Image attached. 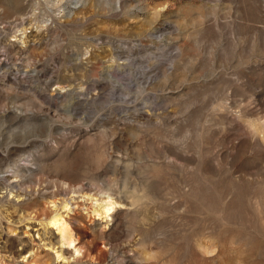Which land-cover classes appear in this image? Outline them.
<instances>
[{
  "label": "rangeland",
  "instance_id": "rangeland-1",
  "mask_svg": "<svg viewBox=\"0 0 264 264\" xmlns=\"http://www.w3.org/2000/svg\"><path fill=\"white\" fill-rule=\"evenodd\" d=\"M4 175L0 264H264V0H0Z\"/></svg>",
  "mask_w": 264,
  "mask_h": 264
},
{
  "label": "bare ground",
  "instance_id": "bare-ground-1",
  "mask_svg": "<svg viewBox=\"0 0 264 264\" xmlns=\"http://www.w3.org/2000/svg\"><path fill=\"white\" fill-rule=\"evenodd\" d=\"M20 173L12 172V179L20 176ZM9 175H4L0 178V181H4L9 183V186H6V190L9 189L10 186L15 187L11 181L8 179ZM17 179V178H16ZM9 193H12L9 191ZM13 195V193H12ZM17 197V195H16ZM85 197V196H84ZM86 199V198H84ZM87 199L92 204V214L94 217H97L100 220H104L105 223H108L111 218L113 212L119 208V204L117 201L111 197L110 195H102L98 198L94 196H88ZM72 198L69 199L68 203L65 200L58 205L57 202L50 201L48 202V206L52 209L50 214L44 218L43 225L50 230H54L56 232L55 235V243L49 242L52 245L53 249H55V257L56 259L63 258L68 264L69 262L75 261V259L81 256V248L77 246V240L75 235L72 233V230L69 227V223L64 216V213L68 212L69 206L72 205ZM57 247L55 248V246ZM55 245V246H54Z\"/></svg>",
  "mask_w": 264,
  "mask_h": 264
}]
</instances>
